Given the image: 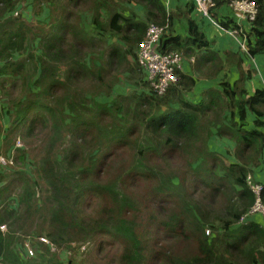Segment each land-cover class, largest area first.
I'll return each instance as SVG.
<instances>
[{
    "label": "trees",
    "instance_id": "16d2710c",
    "mask_svg": "<svg viewBox=\"0 0 264 264\" xmlns=\"http://www.w3.org/2000/svg\"><path fill=\"white\" fill-rule=\"evenodd\" d=\"M32 1L37 16L48 7L47 23L33 26L12 15L20 0H0V94L11 121L2 148L12 149L18 135L45 138L39 162L33 161L38 180L26 172L29 153L20 148L13 166L0 171V225L8 228L0 232V264H77L73 257L64 260L62 251L85 256L99 238L89 257L98 261L106 254V264H264L263 226L258 219L240 224L255 203L247 166L263 150L261 133L242 128L248 107L264 118V90L247 98L240 53L222 60L210 50L191 18L194 2L168 12L163 0ZM214 1L212 16L228 31L232 21L213 11L233 0ZM250 1L257 15L246 55L254 57L264 52V0ZM125 3L141 6L148 22L126 16L136 17ZM88 10L94 11L95 34L82 23ZM167 23L162 53L190 57L207 50L197 72L214 80L230 71L211 103L179 96L177 86L195 85L183 73L177 86L155 97L141 67L131 65L148 25ZM128 73L127 81L142 91L116 95L120 76ZM214 136L236 143V162L212 150ZM26 240L34 257H27Z\"/></svg>",
    "mask_w": 264,
    "mask_h": 264
},
{
    "label": "crops",
    "instance_id": "0c3cea01",
    "mask_svg": "<svg viewBox=\"0 0 264 264\" xmlns=\"http://www.w3.org/2000/svg\"><path fill=\"white\" fill-rule=\"evenodd\" d=\"M99 1H104V0H99ZM163 2L166 6V10L168 12H171L176 10L178 7L185 9L192 1L163 0ZM18 3L19 4L16 6V10L20 11L22 18L25 21L29 22L32 19L33 20L36 19V22L37 21L40 23L48 22L50 11L47 6H44L43 16H37L35 14V3H33L32 0H20V2ZM124 7H126L128 10H131L136 15V17H134L129 12H127L125 14L126 16L134 18L136 22H143V23L148 22L146 19L145 11L141 6L136 5L135 3H130V4L125 3ZM213 13L214 16L216 14V16L220 20L230 19L232 21L230 27L235 26L236 19L228 7L215 10L213 11ZM101 14H102V19L104 20L106 17V12L101 10ZM93 15H94V11L88 10L82 13L81 19L84 28H86L88 32L95 34L96 30H95V25L93 24ZM87 17H90L92 21L91 24L92 27H94V32L92 31L93 29H89V27L85 24V19ZM191 18L196 22L200 31L204 33V35L210 42V50L214 53H217L222 60L226 59V55L228 52L240 53L243 60V65H242L243 71L245 76L247 77L246 82L243 84L247 91L246 92L247 98L253 97L254 94L259 90H264V52L254 57H248V55H245L240 51L238 43L228 35L227 31L220 28L217 20H215L213 16L211 20L209 18L203 17L202 15H199L197 11L194 10L191 15ZM36 22L34 21L35 25ZM241 23L244 24L245 21L241 20ZM179 26L180 23L176 21L174 24V28H176L177 32L179 31ZM249 31H250V26H247L245 28V32L247 33ZM179 34H181L180 31ZM114 41H116L118 44L123 46V44L118 42L117 40ZM206 52L207 50L196 51V55H191L190 57L184 54L186 59L183 63V67L180 73H183V75L186 76L187 78L194 80L195 85H193L192 88L189 90H185L182 86H177L179 81L176 85L178 87L179 96H181L185 101L196 105L197 104L207 105L211 103V101L214 100V98L216 97V93L223 91V88L221 87V83L225 79V76L226 79L232 78L229 70L220 74L219 77L214 80H210L207 77L203 76L201 73L197 72L195 70L196 67L195 65L196 63H198V58L200 55ZM192 59H194V62H192ZM129 61L133 67L137 65L136 58L134 59L133 57L130 56ZM128 75L131 74L128 73ZM187 80L185 81L186 83L188 82ZM6 110H7L6 105L2 104V101H0V114H2V120L0 121V126L2 129L0 132V151L3 149L2 146L4 147V145H7V141H8L7 132L9 131L11 126V121L9 116L7 115ZM259 121L264 122V118H258L254 114V112L250 109V107H248L246 112V122L242 129L245 130L246 132L256 131L258 133H261L263 137V142H262L263 150L261 153V157L258 158L256 164H251L247 166V169L250 171L248 177H250L254 183H259L264 185V126H260L259 124H257V122ZM209 144L212 147L213 151L215 152L217 151L225 157L224 158L225 162L227 163L236 162L235 142L226 139H220L217 136H214L211 138ZM10 150L7 152L9 153ZM257 219L259 220L262 226V221L260 220L259 216L251 218V221H255Z\"/></svg>",
    "mask_w": 264,
    "mask_h": 264
},
{
    "label": "built area",
    "instance_id": "2783aa9c",
    "mask_svg": "<svg viewBox=\"0 0 264 264\" xmlns=\"http://www.w3.org/2000/svg\"><path fill=\"white\" fill-rule=\"evenodd\" d=\"M193 2L196 5V11L199 15L209 19L212 18L211 10L216 6L214 0H193ZM228 8L233 13L236 23L227 33L238 43L240 51L246 55L248 47L245 28L255 21L257 5L250 0H233L230 2ZM12 15L19 17L21 13L19 10H15ZM241 20H244L245 23L242 24ZM169 27V23L163 26L149 24L145 38L141 42L137 52L138 64L145 74V81L149 84V90L155 97L165 96L171 87L177 85L180 78L179 73L186 59L185 55L180 52H161L162 40L168 34ZM243 32L245 34L241 35ZM192 62H194V59H192ZM22 146L21 140L17 139L14 149H11L6 156L0 155V171L13 166L15 150L19 148L22 149ZM247 183L252 193L255 195V203L247 214L241 218L240 224L247 223L251 218L259 216L264 228V203L261 200V193L264 190V185L254 183L250 177L247 178ZM7 231V225H0L1 233H6ZM39 240L46 243L52 253L57 252V247L47 238L40 237ZM23 245L27 257H34L35 253L30 246L29 240H26ZM82 248L86 250L87 246H83Z\"/></svg>",
    "mask_w": 264,
    "mask_h": 264
},
{
    "label": "rangeland",
    "instance_id": "374dc122",
    "mask_svg": "<svg viewBox=\"0 0 264 264\" xmlns=\"http://www.w3.org/2000/svg\"><path fill=\"white\" fill-rule=\"evenodd\" d=\"M34 21L36 22V19L35 20L32 19L31 21H29V23H32L33 26H37L38 23H40V22L37 21L36 22V25H35ZM91 22L92 21H91L90 17H87L85 19V24L89 27V29H93L92 31L94 32V27H92ZM110 42L111 43H114L116 41H114L112 39V40H110ZM128 76H129L128 74H124V75H121L120 76V82L115 87V93H116V95L117 94H122V95H125V96H129V95L133 94L136 90L137 91H140V92L142 91L141 88L138 87V86H136L133 82L131 83V82H128L127 81V77ZM18 89L19 90L12 91V95H13V98L14 99L20 97L21 94H22V93L20 94V92H19L20 91V87ZM144 89L146 90L147 88H143V90ZM0 101H2V104H5L6 105V109L9 108V106L7 104V102H8L7 99L4 98L3 96H1V94H0ZM35 135L36 136L33 139L32 138L30 139V138L24 137L22 135L14 136V138H13L12 141H13V143L15 141V144H16V141H17L16 139H20L21 140L22 145H23L22 146V149H24L27 153H29L30 165L28 166V164H27L26 167H25V170H26V172H28L29 174H31L34 178H36L38 180V178H37V175H38L37 174V170L34 167L33 161L34 160H37L39 162V160H40V153H41L42 146H43V142H44L45 138L43 137V135L40 132L39 133H35ZM15 144L13 145L14 147H15ZM13 146H12V148L14 149ZM0 153H1V155H5V156L8 154V152H5V149H2ZM15 153H16V150H15ZM14 168L19 169V168H21V166L15 164ZM9 173L10 172H7L6 174L11 175V173L10 174ZM2 185L3 184L0 183V187ZM44 185L45 184L43 183L42 184V187H45ZM15 202H17V201L15 200ZM14 206L17 207V204H15ZM21 240H22L21 237H18V240L16 239V241L19 242V243H20ZM101 240L102 239L99 238L97 241H92L90 251L88 252L87 255L85 254V256L81 255V253H79L77 256H75L73 254H71V256H69V251L66 250V249L63 250L62 253L64 255L63 256L64 260L69 259V257L70 258L73 257L75 259V261L77 262V264L82 263V262H84L86 264H96V263L97 264H106V261H107L106 254H104V255L102 254L101 256H99L98 257V261H95V259H93L92 257H89V255L91 254V252H96L97 251V243H99ZM84 249H85V247H84ZM84 249L82 248V250H84ZM87 249H88V247H87ZM32 250L35 253V249L32 248ZM58 251H59V249H57V252H55V253H58ZM115 252L116 251L113 250L112 251V254L115 255L116 254Z\"/></svg>",
    "mask_w": 264,
    "mask_h": 264
},
{
    "label": "clouds",
    "instance_id": "9594fccd",
    "mask_svg": "<svg viewBox=\"0 0 264 264\" xmlns=\"http://www.w3.org/2000/svg\"><path fill=\"white\" fill-rule=\"evenodd\" d=\"M190 1H192L193 2V0H190ZM194 5H195V3H194ZM196 6V5H195ZM212 12V11H211ZM212 19V18H211ZM250 26V29H251V25H249ZM138 63V62H137ZM139 65V64H138ZM248 178V177H247Z\"/></svg>",
    "mask_w": 264,
    "mask_h": 264
}]
</instances>
